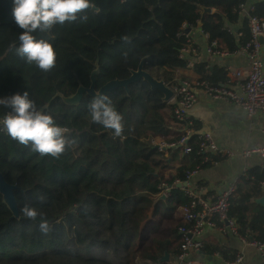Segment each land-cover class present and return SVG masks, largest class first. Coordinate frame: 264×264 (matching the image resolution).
Returning a JSON list of instances; mask_svg holds the SVG:
<instances>
[{"label": "trees", "instance_id": "16d2710c", "mask_svg": "<svg viewBox=\"0 0 264 264\" xmlns=\"http://www.w3.org/2000/svg\"><path fill=\"white\" fill-rule=\"evenodd\" d=\"M242 1L91 0L94 7L76 21L34 33L52 43L57 53L56 66L43 72L16 55L23 30L13 18V0H0V99L27 91L39 108L69 130L72 141L57 159L40 156L0 133V173L17 186L13 193L18 208V217L12 218L0 194V264H168L162 261L165 254L168 261L180 254L178 228L186 223L178 208H187L190 200L176 182L224 157L200 150L193 119L176 121L174 105L142 79L106 93L122 116L120 136L92 121L88 105L93 97L84 94L69 105L61 96L73 95L80 85L88 87L93 70L98 71V90L111 80L127 79L141 61L145 72L171 84L174 70L185 65L178 56L175 29L200 22L212 41L232 51L235 39L226 23L242 27L243 18L237 15ZM252 6L251 14L264 20L263 3L254 1ZM203 8L217 11L202 14ZM85 15L86 21L81 19ZM194 65L197 80L218 84L226 79L220 70L218 80L212 77L205 63ZM166 108L171 118L164 115ZM10 110L0 106V119ZM172 128L175 132L168 137ZM187 129L192 133L178 148L176 166L151 164L158 154L152 142L156 137L174 143ZM184 147L190 150L184 153ZM161 183L172 187L165 199H157ZM263 195L264 164L242 174L229 198L228 216L240 234L258 241H264V205L256 200ZM25 204L44 214L50 225L47 234L39 229L40 218L23 217ZM176 213L181 219L174 221ZM219 252L216 242L203 240L201 255Z\"/></svg>", "mask_w": 264, "mask_h": 264}, {"label": "built area", "instance_id": "2783aa9c", "mask_svg": "<svg viewBox=\"0 0 264 264\" xmlns=\"http://www.w3.org/2000/svg\"><path fill=\"white\" fill-rule=\"evenodd\" d=\"M254 1H261L264 4V0H244L238 4L237 15L243 18L242 27L236 29L226 23L227 32L235 39V48L232 51L220 48L218 42L212 41L209 33L202 29L199 23L185 22L175 29L178 56L185 62V70L181 73L187 77L191 75V69L202 49L216 57L241 55L249 61L242 70L225 65L223 68L226 79L218 84L197 79L191 81L174 78L172 83L167 85L172 96L166 102L174 105L173 116L177 121L189 118V111L197 100L198 90H201L210 99L223 100L238 105L245 112L247 118H252L257 114L264 115V65L261 60V54L264 51V20L251 14ZM213 11L217 10L211 8L210 13ZM0 133L7 134L2 126H0ZM191 133L192 130L187 129L174 143H166L158 137L152 142L160 153L169 147H183ZM197 136L199 148L203 152L222 157L233 156L234 153L219 145L209 132H199ZM189 150L187 147L183 148L184 153ZM251 154H257L264 159V147L249 148L245 146L240 153L243 157H248ZM196 172V170L190 172L187 180ZM187 180L176 182V184H183L180 189L190 201L187 208H180L186 223L178 228L182 236L181 252L172 261H167L168 264H209L200 254L204 233L209 229L222 235L238 237L243 245L254 249L264 262V241L241 235L235 222L228 216L229 198L236 189V183L232 181L225 184L214 199H209L203 196L200 182L188 184ZM159 188V195L164 194L166 198L172 187L161 183ZM241 261L242 256L237 254L225 263L241 264Z\"/></svg>", "mask_w": 264, "mask_h": 264}, {"label": "clouds", "instance_id": "9594fccd", "mask_svg": "<svg viewBox=\"0 0 264 264\" xmlns=\"http://www.w3.org/2000/svg\"><path fill=\"white\" fill-rule=\"evenodd\" d=\"M13 4V18L23 30L19 35V46L15 48L16 55L43 72L56 66L57 53L52 43L38 39L34 33L50 32L58 24L74 22L80 13L94 7L91 0H13ZM81 19L86 21L87 16ZM122 39L130 42L127 36ZM124 55L126 57L127 53ZM0 106L11 109L0 119L2 129L32 152L58 159L72 143L67 135L69 130L58 125L52 115L39 108L27 91L22 95L14 94L0 99ZM88 108L93 122L113 130L115 136L122 134V116L114 109L107 94H96ZM20 211L23 217L30 220L40 218L39 229L42 233L50 231L49 222L35 207L25 204Z\"/></svg>", "mask_w": 264, "mask_h": 264}, {"label": "crops", "instance_id": "0c3cea01", "mask_svg": "<svg viewBox=\"0 0 264 264\" xmlns=\"http://www.w3.org/2000/svg\"><path fill=\"white\" fill-rule=\"evenodd\" d=\"M197 57L196 62L205 63L210 68V75L216 80H218L217 70L224 73L226 78L223 68L225 65L242 70L249 63L248 59L241 55L216 57L208 54L204 49ZM261 60L264 65V51L261 54ZM194 66L191 69V75L188 77L181 73L185 70V66L176 68L173 79L181 78L192 81L200 78ZM216 82L221 83L222 81ZM189 117L197 126V130L194 131L196 135L199 132H209L219 145L234 153L233 156H223L224 158L221 160L205 166L188 178V184L195 182L202 184V194L205 198L214 199L225 184L232 181L237 183L239 177L248 169L261 167L264 164V159L257 154H251L248 157L240 155L245 146L249 148L264 147V115L257 114L252 118H247L245 112L238 105L223 100L210 99L201 90H198L197 100L189 111ZM174 132L175 128H172L168 137H171L170 135ZM178 148L180 147L174 146L169 147V150L165 149L160 153L158 152L157 156L151 159V164L164 169L176 166L177 156L181 152ZM178 211L182 216L180 210ZM180 216L179 219H181ZM205 239L216 242L220 248V254L201 255L209 264H226L225 261L233 259L237 254L242 256L241 264H264L260 255L254 249L243 245L238 237L222 235L213 229H209L204 233L203 240ZM168 260L169 256L166 261H162L167 262ZM138 263L142 262L139 261Z\"/></svg>", "mask_w": 264, "mask_h": 264}, {"label": "water", "instance_id": "95a60500", "mask_svg": "<svg viewBox=\"0 0 264 264\" xmlns=\"http://www.w3.org/2000/svg\"><path fill=\"white\" fill-rule=\"evenodd\" d=\"M204 13H210V8H203L202 14ZM200 24V22H199ZM143 62L141 61L137 67L136 70H132L129 77L124 80H111L109 82H106L103 86H101L98 90H95L94 88V76L97 74V70H93L90 74V84L88 87L79 86L76 91L73 93V95L69 97H63L61 96L64 103L73 105L78 103L84 94H88L91 97H94L98 93H107L110 90H113L117 87H123L127 88L128 84L138 81L140 79L147 82L151 89H157L163 94V101H168V99L172 96L171 90L164 84L163 81L157 80L151 75H149L147 72H145L142 69ZM183 186V184H176V188H180ZM16 185L8 184L5 179L3 178L2 174L0 173V194L2 196L3 202L6 204L7 208L11 211V217L15 218L18 217V208L17 203L15 200V196L13 193V190H16ZM157 199H165V195L161 194L157 197ZM256 202L264 205V196L257 199ZM168 259V255L165 254L162 258L163 261H166Z\"/></svg>", "mask_w": 264, "mask_h": 264}, {"label": "rangeland", "instance_id": "374dc122", "mask_svg": "<svg viewBox=\"0 0 264 264\" xmlns=\"http://www.w3.org/2000/svg\"><path fill=\"white\" fill-rule=\"evenodd\" d=\"M167 109H168V108H166V109L163 110V111H164V115H165L167 118H171V117L167 114V112H166ZM178 210H180V209H178ZM180 212H181V210H180ZM181 214H182V212H181ZM177 218H178V215L176 214V215L174 216V221H176Z\"/></svg>", "mask_w": 264, "mask_h": 264}]
</instances>
